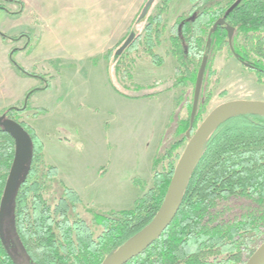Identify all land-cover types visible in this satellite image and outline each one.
<instances>
[{"label":"rangeland","instance_id":"1","mask_svg":"<svg viewBox=\"0 0 264 264\" xmlns=\"http://www.w3.org/2000/svg\"><path fill=\"white\" fill-rule=\"evenodd\" d=\"M147 1L0 0L4 8L0 10V116L10 108L21 109L28 92L36 90L24 111L10 112L6 118L33 129L43 144L46 163L57 169L58 178L84 205L101 211L131 209L153 186L156 154L161 151L156 170L163 173L169 162L177 164L176 157L188 142L171 155L166 153L175 140L176 122L170 124L171 118L188 116L194 91L190 82L168 83L178 68L170 54V36L178 19L196 3L171 0L160 6L162 0H155L147 16H160L161 35L151 57L144 47L149 19L137 21ZM229 1L224 0L223 6ZM131 34L136 50L128 53L133 61L131 80L125 76L123 84L145 89L158 84L154 87L158 90L168 83L169 91L139 100L115 91L104 55L113 57ZM13 50L17 51L10 56ZM208 72L203 82L204 96L209 98L203 120L229 101H264V82L225 48L214 55ZM195 131L186 133L188 140ZM1 209L3 244L19 264H28L13 231L10 198ZM100 232L95 228L96 236Z\"/></svg>","mask_w":264,"mask_h":264},{"label":"trees","instance_id":"2","mask_svg":"<svg viewBox=\"0 0 264 264\" xmlns=\"http://www.w3.org/2000/svg\"><path fill=\"white\" fill-rule=\"evenodd\" d=\"M170 1L162 0L160 6ZM193 1L196 6L178 19L170 36V54L178 68L168 83L174 81L177 86L190 82L194 91L188 116L171 118L170 124L176 122V128L175 140L166 151L168 155L187 142L186 133L194 132L203 121L209 99L204 96L203 82L216 53L225 48L242 65L254 67L257 80L264 82V0H230L224 6V0ZM147 18L144 47L152 57L161 35L160 16ZM222 20L225 23L216 26ZM228 27L233 29L231 40ZM135 39L122 53L118 54L119 48L113 57L109 53L104 55L115 91L132 100L154 98L169 91L168 83H162L163 88L159 85L158 90H154L158 84L146 89L123 84L125 76L131 80L129 70L133 61L128 53L134 49ZM16 51H11L10 56ZM152 62L160 64L153 58ZM200 73L202 82L197 91ZM33 91L36 90L28 92L21 109L10 108L3 114L7 117L10 112L24 111ZM19 124L27 132L32 150L20 162L16 178H11L15 143L0 127V212L5 196L12 195L13 231L28 264H101L153 221L176 166L169 162L163 173L157 171L161 151L152 162V188L134 201L131 209L101 211L84 205L78 194L58 178L57 169L44 159L38 135ZM95 228L101 229L98 236ZM263 242L264 117L242 115L215 128L191 175L175 219L152 246L127 264H245ZM0 264H19L3 244L1 235Z\"/></svg>","mask_w":264,"mask_h":264},{"label":"water","instance_id":"3","mask_svg":"<svg viewBox=\"0 0 264 264\" xmlns=\"http://www.w3.org/2000/svg\"><path fill=\"white\" fill-rule=\"evenodd\" d=\"M154 2L155 0L147 1L139 19L145 18ZM224 23V20H222L220 23H216V26ZM227 33L229 40H231L233 29L228 27ZM133 40L134 35L131 34L119 49L118 54L122 53ZM201 82L202 73L199 74L197 79V91ZM242 115H259L264 117V101L237 100L223 103L214 108L205 117L191 137L189 134L187 135L189 140L175 166L165 198L157 215L144 231L121 249L106 257L101 264H127L132 259L143 254L162 236L178 213L191 175L204 154L207 140L219 124ZM0 127L13 138L15 143V157L11 178H16L14 174L19 170L20 162L24 161L31 153L32 142L23 127L14 120L6 118V115L0 116ZM11 188L12 190L14 189V183L11 184ZM9 198L12 201V195L5 196L2 207ZM245 264H264V242L254 251Z\"/></svg>","mask_w":264,"mask_h":264},{"label":"flooded vegetation","instance_id":"4","mask_svg":"<svg viewBox=\"0 0 264 264\" xmlns=\"http://www.w3.org/2000/svg\"><path fill=\"white\" fill-rule=\"evenodd\" d=\"M149 11V10H148ZM243 66H245L246 68H248L249 70L251 69V71H253L254 72V67H251V66H248V65H243Z\"/></svg>","mask_w":264,"mask_h":264}]
</instances>
